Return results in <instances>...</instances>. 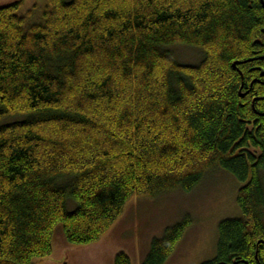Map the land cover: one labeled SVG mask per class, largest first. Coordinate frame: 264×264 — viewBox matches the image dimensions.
Wrapping results in <instances>:
<instances>
[{"label": "trees", "instance_id": "trees-1", "mask_svg": "<svg viewBox=\"0 0 264 264\" xmlns=\"http://www.w3.org/2000/svg\"><path fill=\"white\" fill-rule=\"evenodd\" d=\"M45 2L38 24L0 8V264L49 257L58 225L98 242L132 198L189 193L217 168L244 185L240 216L202 264H264V0ZM190 222L142 264H165Z\"/></svg>", "mask_w": 264, "mask_h": 264}, {"label": "rangeland", "instance_id": "rangeland-1", "mask_svg": "<svg viewBox=\"0 0 264 264\" xmlns=\"http://www.w3.org/2000/svg\"><path fill=\"white\" fill-rule=\"evenodd\" d=\"M22 3L18 11L29 24L42 22L45 0H0V8ZM181 64H198L202 53L194 48L172 49ZM10 119L7 122L19 120ZM244 186L222 169L209 171L194 190L176 191L156 197L132 198L110 230L98 242L71 245L64 238L61 225L52 237V253L32 264H115L118 254H125L131 264H142L154 239H160L167 228L183 221L190 224L165 264H202L216 256L218 225L240 216L236 204L239 189Z\"/></svg>", "mask_w": 264, "mask_h": 264}]
</instances>
